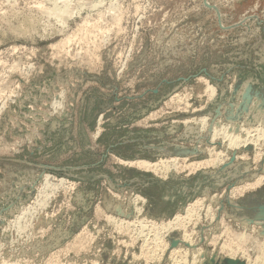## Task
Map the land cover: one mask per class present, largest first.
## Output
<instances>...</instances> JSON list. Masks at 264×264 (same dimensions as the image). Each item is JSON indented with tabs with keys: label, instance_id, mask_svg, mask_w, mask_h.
Segmentation results:
<instances>
[{
	"label": "rangeland",
	"instance_id": "rangeland-1",
	"mask_svg": "<svg viewBox=\"0 0 264 264\" xmlns=\"http://www.w3.org/2000/svg\"><path fill=\"white\" fill-rule=\"evenodd\" d=\"M56 1L0 0V264H264V0Z\"/></svg>",
	"mask_w": 264,
	"mask_h": 264
},
{
	"label": "bare ground",
	"instance_id": "bare-ground-1",
	"mask_svg": "<svg viewBox=\"0 0 264 264\" xmlns=\"http://www.w3.org/2000/svg\"><path fill=\"white\" fill-rule=\"evenodd\" d=\"M56 1V0H55ZM68 0H64L62 3V5H58V4H55L54 5V7H52V8H50L49 10H48V12L49 11H52V12H50V13H52L53 15L55 14L56 15V17H59V16H61L62 18H67L68 16H70L72 13H73V11H71V13H69V12H65V11H67V10H65L66 8H64L65 7V5H69L70 3H73V2H77L78 0H69L68 2H67ZM90 2H92V0H89ZM101 1V0H100ZM105 1V0H104ZM57 2V1H56ZM55 2V3H56ZM59 2V1H58ZM61 2V1H60ZM95 2V1H94ZM94 2H92V4H93V6H97V4L96 3H94ZM260 2H261V0H251V1H249V2H247V3H243L242 5H239V6H237V8L238 9H240V11H242L243 13H247V12H249V11H253L254 9H257V7L259 6V4H260ZM102 2H100V4H101ZM116 3V2H115ZM114 3V4H115ZM70 5H72V4H70ZM84 5V4H83ZM86 5V4H85ZM98 5H99V3H98ZM92 6V5H91ZM72 7H74V6H72ZM87 7V6H86ZM81 8H82V5H81ZM84 8V7H83ZM82 8V9H83ZM68 9H71V8H68ZM87 9V8H86ZM65 10V11H64ZM55 15L53 16L54 18H55ZM221 15V14H220ZM60 19V18H59ZM58 19V20H59ZM31 20V19H30ZM27 21L30 25H32L33 24V22H32V20L31 21ZM219 21H220V19H219ZM244 21H246V20H244ZM243 21V22H244ZM242 22V21H241ZM241 22H240V24H241ZM63 23H65V22H63ZM222 24V23H221ZM89 25V24H88ZM93 25V24H92ZM92 25H90V26H92ZM236 25V24H235ZM66 26V25H65ZM88 27V26H87ZM96 27V26H95ZM231 27H233V26H231ZM86 28V27H85ZM91 28V27H90ZM87 29V28H86ZM92 29V28H91ZM94 30V29H93ZM90 32H91V30H90ZM99 33V32H98ZM104 33V32H103ZM182 40V39H181ZM170 42H172L171 40H170ZM176 42V41H175ZM181 42V41H180ZM241 42H243V41H241ZM177 43V42H176ZM175 43V44H176ZM184 43V42H183ZM182 43V44H183ZM60 44V43H59ZM62 44V43H61ZM170 44V43H169ZM181 44V43H180ZM172 46V45H171ZM180 46H182V45H180ZM56 47V46H55ZM58 47V46H57ZM59 48V47H58ZM58 48H56L57 50H58ZM61 48V47H60ZM189 48V47H188ZM92 49V48H91ZM61 50V49H60ZM181 50V49H180ZM189 50V49H188ZM99 51V50H98ZM97 51V52H98ZM58 52V51H57ZM88 53V52H87ZM96 53V52H95ZM86 54V53H85ZM94 54V53H93ZM72 55V54H71ZM89 56V55H88ZM92 56V55H91ZM97 56V55H96ZM95 56V57H96ZM60 57V56H59ZM85 57V56H84ZM90 57V56H89ZM88 57V58H89ZM86 58V57H85ZM53 59H54V57H53ZM53 59H52V61H53ZM90 60V59H89ZM88 60V61H89ZM93 61V60H92ZM99 61V60H98ZM87 62V61H86ZM67 63V62H66ZM88 63H90V61L88 62ZM61 64H62V62H61ZM87 64V63H86ZM91 64V63H90ZM66 65V64H65ZM95 66V65H94ZM41 68V67H40ZM43 68V67H42ZM96 68V67H95ZM251 81H252V79H251ZM244 84V83H243ZM210 86V85H209ZM244 86H245V84H244ZM207 87H208V85H207ZM246 87H247V85H246ZM249 87V86H248ZM250 88V87H249ZM249 88H248V92L250 91L249 90ZM263 88V87H262ZM212 89H213V87H212ZM209 90V89H208ZM215 89H213V91H214ZM212 91V92H213ZM244 91V90H243ZM245 92V91H244ZM247 92V93H248ZM247 93L245 92V94H246V96H247ZM187 94V93H186ZM215 95L216 94V92L215 93H212V95ZM258 94V93H257ZM211 95V94H210ZM213 95V96H214ZM250 96V95H249ZM188 97V96H187ZM210 97V96H209ZM212 97V96H211ZM256 98H259V97H256ZM176 99V98H175ZM244 99H245V97H244ZM248 99V98H247ZM181 100V99H180ZM243 100V99H242ZM258 100L259 99H257V101L256 102H258ZM177 101V100H176ZM247 101V100H246ZM180 102V101H179ZM250 102V101H249ZM247 104H248V101H247ZM251 104H252V102H251ZM258 104H259V102H258ZM262 104H264V102L262 103ZM246 105V104H245ZM256 105V104H255ZM253 108H254V106H253V104L251 105ZM251 106H250V108H251ZM262 107V106H261ZM248 107H246V109H247ZM257 108H259V107H257ZM264 108V107H263ZM233 109V108H232ZM174 110V109H173ZM245 110V109H244ZM254 110V109H253ZM259 111L261 110V108H259L258 109ZM236 111V110H235ZM254 111H256V109L254 110ZM262 111H263V109H262ZM250 112V111H249ZM251 112H253V111H251ZM258 112V111H257ZM261 112V111H260ZM260 112H258L257 113V118H262V119H264V112L263 113H260ZM233 112H231V114H232ZM248 114H250V113H248ZM253 115V114H252ZM160 116V115H159ZM255 118H256V116L255 115H253ZM231 117V116H230ZM208 118V117H207ZM247 118V117H246ZM253 118V117H252ZM209 119V118H208ZM250 119V118H249ZM198 120V119H197ZM206 120V119H205ZM251 120V119H250ZM255 120V119H254ZM257 120V119H256ZM259 120V119H258ZM177 121V120H176ZM203 121V120H202ZM185 122V121H184ZM201 122V121H200ZM258 122V121H257ZM205 123V122H204ZM204 123L202 122V124L201 125H204ZM229 124H230V122H228ZM254 123V122H253ZM252 122H251V124H253ZM256 123V122H255ZM259 123V122H258ZM249 124V123H248ZM260 124V123H259ZM264 124V123H263ZM262 124V125H263ZM234 125V124H233ZM206 126V125H205ZM219 126V125H218ZM227 126H229L228 124H227ZM231 126V125H230ZM229 126V127H230ZM234 126H236V125H234ZM214 127V126H213ZM239 126H237V128H238ZM261 127V126H260ZM216 128H217V126H216ZM216 128L214 129V130H216ZM219 128V127H218ZM217 128V129H218ZM222 128V127H221ZM223 128H224V126H223ZM226 128V127H225ZM228 128V127H227ZM231 128V127H230ZM232 128H234V127H232ZM231 128V129H232ZM236 128V129H237ZM244 128H246V127H244ZM258 128H259V126H258ZM262 128V127H261ZM261 128H259L260 130H261ZM29 129V128H28ZM191 129V128H190ZM236 129H233L234 131L236 130ZM249 129V128H248ZM221 130V129H220ZM228 130H229V128H228ZM232 130V131H233ZM239 130V129H238ZM242 130V129H241ZM240 130V132L239 133H241L242 131ZM260 130H255V133H257V131L259 132ZM36 131V130H35ZM231 131V132H232ZM243 131H245V129H243ZM193 132V131H192ZM214 132H216V131H214ZM217 132H218V130H217ZM220 132V131H219ZM228 132V131H227ZM227 132H225V133H227ZM230 132V131H229ZM223 133V132H222ZM225 133H223L224 134V136L226 135ZM263 133V132H262ZM209 134V133H208ZM215 134V133H214ZM213 134V136H215L216 137V135H214ZM217 134V133H216ZM221 134V132L218 134V135H220ZM246 134H247V132H246ZM259 134H260V132L257 134V137H259V138H257L256 140H258L259 139V141H261L262 139L261 138H263V134L261 135V137L259 136ZM228 135H229V133H228ZM231 135V134H230ZM236 135V136H235ZM235 135L233 136V138L231 137V139H230V136L229 137H227L228 138V140L230 139V141H228L229 142V147H231V148H238V145L239 144H241V142H243V141H245V139L243 140L241 137L243 136V134H241V136L240 135H237V133H235ZM252 135V134H251ZM254 135H256V134H253L252 136H254ZM30 136V135H29ZM248 137H249V135H247ZM214 137V138H215ZM243 138H245V137H243ZM250 138V137H249ZM243 140V141H240V140ZM251 139H252V137H251ZM261 139V140H260ZM247 140H250V139H247ZM253 140V139H252ZM255 140V139H254ZM256 140H255V142H256ZM225 140H223V142H224ZM250 142V141H249ZM249 142H244V143H242V144H245L246 143V145L249 143ZM262 142V141H261ZM212 143H214V142H212ZM250 143H252V141L250 142ZM253 143H254V141H253ZM258 143V142H257ZM241 144V145H242ZM255 144V143H254ZM248 145H250V144H248ZM264 146V145H263ZM249 147V146H248ZM247 147V148H248ZM255 147H256V145H255ZM5 148V147H4ZM258 148V147H257ZM260 148V147H259ZM261 148H263V147H261ZM6 149V148H5ZM256 149V148H255ZM213 150V149H212ZM237 150V149H236ZM3 151V150H2ZM166 150H164V152H165ZM214 151V150H213ZM261 151V150H260ZM264 151V150H263ZM220 152V151H219ZM226 152V151H225ZM262 152V151H261ZM4 153H5V151H4ZM228 153H230L229 151H228ZM232 153V152H231ZM259 153V152H258ZM171 154V153H170ZM226 155H228V154H224V153H219V157H218V159L219 158H222V159H225V158H227V156ZM215 156H217V155H215ZM215 158H217V157H215ZM234 158V157H233ZM243 158V157H242ZM175 159V158H174ZM174 159H172L173 161H174ZM181 159V158H180ZM183 159H185V158H183ZM221 159V160H222ZM238 159V158H237ZM256 159V158H255ZM162 160V159H161ZM170 160V159H169ZM175 160H177V159H175ZM212 161H215L214 160V158L213 159H211ZM177 161H179V160H177ZM231 161V160H230ZM257 161V160H256ZM146 162V161H145ZM148 162V161H147ZM172 162V161H171ZM170 162V163H171ZM208 162V161H207ZM216 162V161H215ZM162 163V162H161ZM169 163V162H168ZM178 163V162H177ZM193 163H195V162H193ZM197 163H200L201 164V162H197ZM204 163V162H203ZM219 163V162H218ZM224 163V162H223ZM138 164H139V162H138ZM143 164V163H142ZM149 164V163H148ZM151 164V163H150ZM156 164V163H155ZM163 164H164V161H163ZM174 164V163H173ZM187 164V163H186ZM189 164H191V163H189ZM213 164H215V163H213ZM212 164V165H213ZM141 165V164H140ZM152 165V164H151ZM157 165V164H156ZM176 165V164H175ZM181 165V164H180ZM185 165V164H184ZM183 165V166H184ZM210 165V164H209ZM224 165V164H223ZM226 165H228V162H227V164ZM225 165V166H226ZM144 166V165H143ZM165 166V165H164ZM163 166V167H164ZM170 166V164H168V167ZM196 166V165H195ZM162 167V168H163ZM167 167V166H166ZM167 167V168H168ZM186 167H190V166H186ZM148 168V167H147ZM165 168V167H164ZM173 168V167H172ZM192 168V167H191ZM233 168V167H232ZM155 169H157V167L155 168ZM168 169H170V168H168ZM188 169H190V168H188ZM195 169V168H194ZM225 169V168H224ZM237 170V169H236ZM191 171V170H190ZM193 171V170H192ZM165 172H167L166 171V169H165ZM235 173V172H234ZM157 174V173H156ZM229 174V173H228ZM167 176V175H166ZM107 177V176H106ZM219 177V176H218ZM54 179V178H53ZM222 180V179H221ZM259 182H260V180H258ZM262 181V180H261ZM45 182V181H44ZM262 183V182H261ZM259 184V183H258ZM257 183H256V185H258ZM252 185V184H251ZM50 187V186H49ZM55 187V186H54ZM74 187V186H73ZM112 187V186H111ZM251 187V186H250ZM58 188V187H57ZM43 190V189H42ZM187 190V189H186ZM180 191V190H179ZM237 191V190H236ZM43 192V191H42ZM114 194V193H113ZM117 195V194H116ZM79 197V196H78ZM71 198V197H70ZM234 198V197H233ZM79 199V198H78ZM117 200V199H116ZM200 200V199H199ZM202 202V201H201ZM200 202V203H201ZM216 202V201H215ZM254 202V201H253ZM197 203H198V201H197ZM237 203V202H236ZM196 204V203H195ZM235 204V203H234ZM249 204V203H248ZM110 205H111V203H110ZM191 205V204H190ZM199 205V204H198ZM203 205V204H202ZM189 206V205H188ZM194 206V205H193ZM219 206V205H218ZM237 206V205H236ZM239 206V205H238ZM252 206V205H251ZM41 207V206H40ZM121 207V206H120ZM241 207V206H240ZM259 208V207H258ZM235 209V208H234ZM238 209V208H237ZM101 210V209H100ZM99 210V211H100ZM188 210V209H187ZM191 210V209H190ZM198 210V209H197ZM236 210V209H235ZM260 210V209H259ZM262 211V210H261ZM30 212V211H29ZM196 212V211H195ZM254 212V211H253ZM124 213V212H123ZM32 214V213H31ZM118 214H119V212H118ZM262 214V213H261ZM257 215H259V213L257 214ZM256 215V216H257ZM206 216H208V215H206ZM210 216V215H209ZM240 216H241V214H240ZM34 217V216H33ZM26 218V217H25ZM147 218V217H146ZM179 218L180 217H177L176 218V220H174L175 222H177V224H179L178 223V220H179ZM257 218V217H256ZM258 218H259V216H258ZM255 219V218H254ZM260 219H261V217H260ZM264 219V218H263ZM145 220V219H144ZM181 220V219H180ZM179 220V221H180ZM184 220V219H183ZM182 220V221H183ZM246 220V219H245ZM244 220V221H245ZM248 220V219H247ZM27 221V220H26ZM33 221V220H32ZM201 221V220H200ZM212 221V220H211ZM259 221V220H258ZM264 221V220H263ZM28 222V221H27ZM122 222V221H121ZM153 222V221H152ZM171 222V221H170ZM174 222V223H175ZM242 222V221H241ZM252 222V221H251ZM142 223V222H141ZM173 223V222H172ZM173 223V224H174ZM181 223V222H180ZM256 223V222H255ZM258 223V222H257ZM262 223V222H261ZM260 223V224H261ZM264 223V222H263ZM138 224V223H137ZM176 224V225H177ZM242 224V223H241ZM244 225H245V223H243ZM30 225H32V224H30ZM96 225V224H95ZM175 225V226H176ZM246 225H247V223H246ZM248 225H249V222H248ZM247 225V226H248ZM259 225V224H258ZM142 226V225H141ZM147 226V225H146ZM146 226H144V227H146ZM96 227H97V225H96ZM117 227H118V225H117ZM242 227V226H241ZM260 227V226H259ZM14 228V227H13ZM20 228V227H19ZM123 228V227H122ZM138 228V227H137ZM164 228H166V227H164ZM84 229V228H83ZM121 229V228H120ZM136 229V228H135ZM152 229V228H151ZM177 229V228H176ZM217 229V228H216ZM254 229H255V227H254ZM146 230V229H145ZM225 230V229H224ZM263 230H264V228H263ZM20 231V230H19ZM162 231V230H161ZM169 231V230H168ZM246 231V230H245ZM252 231V230H251ZM133 232V231H132ZM215 232V231H214ZM230 232V231H229ZM264 232V231H263ZM135 233V232H134ZM242 233V232H241ZM260 233V232H259ZM17 234V233H16ZM89 234V233H88ZM157 234V233H156ZM159 234H161V233H159ZM158 234V235H159ZM239 234V233H238ZM252 234V233H251ZM127 235V234H126ZM150 235V234H149ZM260 235H261V233H260ZM80 236V235H79ZM160 236V235H159ZM262 236H263V233H262ZM131 237V236H130ZM163 237V236H162ZM237 237L238 238H240V239H248V238H250V235H246L245 233L244 234H239V235H237ZM185 238H187V237H185ZM254 238V237H253ZM252 238V239H253ZM258 237H256L254 240H255V242L257 241V240H259V239H257ZM146 239H147V237H146ZM231 239V238H230ZM235 239H237V238H235ZM134 240V239H133ZM80 241V240H79ZM85 241V240H84ZM192 241V240H191ZM201 241V240H200ZM224 241V240H223ZM231 241V240H230ZM238 241H240L239 239H238ZM253 241V240H252ZM252 241H250V242H252ZM118 242H119V240H118ZM161 242V241H160ZM192 242H194V241H192ZM242 242V241H241ZM264 242V241H263ZM166 243V242H165ZM165 243H164V245H165ZM180 243V242H179ZM178 243V244H179ZM188 244H189V242H187ZM246 243V242H245ZM29 245V244H28ZM39 245V244H38ZM153 245V244H152ZM190 245H191V243H190ZM243 245V244H242ZM257 245H258V243H257ZM262 245V244H261ZM261 245H260V247H261ZM77 246V245H76ZM178 246V245H177ZM192 246V245H191ZM244 246V245H243ZM259 246V245H258ZM166 247V246H165ZM179 247V246H178ZM245 247V246H244ZM2 248V247H1ZM39 248V247H38ZM84 248H85V246H84ZM176 248V247H175ZM174 248V249H175ZM262 248V247H261ZM16 249V248H15ZM21 249V248H20ZM160 249V248H159ZM242 249V248H241ZM259 249V248H258ZM85 250V249H84ZM158 250V249H157ZM196 250V249H195ZM235 250H236V248H235ZM262 250V249H261ZM43 251V250H42ZM68 251V250H67ZM143 251V250H142ZM198 251V250H197ZM258 251V250H257ZM16 252V251H15ZM176 252V251H175ZM180 252H182V250L180 251ZM198 252H200V251H198ZM215 252V251H214ZM261 252V251H260ZM128 253V252H127ZM154 253V252H153ZM159 253V252H158ZM177 253V252H176ZM184 253V252H183ZM201 253V252H200ZM205 253V252H204ZM204 253H202V254H204ZM208 253V252H207ZM249 253V252H248ZM263 253V252H262ZM24 254V253H23ZM142 254V253H141ZM188 254H190V253H188ZM6 255V254H5ZM79 255V254H78ZM152 255V254H151ZM181 255H182V253H181ZM186 255V254H185ZM10 256V255H9ZM158 256V255H157ZM177 256V255H176ZM202 256V255H201ZM205 256V255H204ZM204 256H203V258H204ZM207 256V255H206ZM238 256V255H237ZM144 257V256H143ZM188 257V256H187ZM194 257H195V255H194ZM198 258V257H197ZM202 258V259H203ZM236 258V257H235ZM238 258V257H237ZM21 259V258H20ZM34 259V258H33ZM145 259V258H144ZM183 259V258H182ZM199 259V258H198ZM207 259H208V257H207ZM243 259V258H242ZM57 260V259H56ZM148 260V259H147ZM209 260H211V259H209ZM236 259H234V261H235ZM238 260V259H237ZM6 261V260H5ZM17 261V260H16ZM22 261V260H21ZM32 261V260H31ZM35 261V260H34ZM150 261V260H149ZM183 261V260H182ZM193 261V260H192ZM199 261V260H198ZM233 260H230V264H236L235 262H234ZM243 261V260H242ZM176 262V261H175ZM193 262H195V260L193 261ZM212 262V261H211ZM211 262L209 263V264H211ZM237 262V261H236ZM16 263V262H15ZM25 263V262H24ZM27 263V262H26ZM31 263V262H30ZM191 263V262H190ZM189 263V264H190ZM251 262H249L248 261V264H250ZM2 264V263H1ZM6 264H7V262H6ZM147 264V263H146ZM173 264V263H172ZM175 264H177V263H175ZM178 264H179V262H178ZM192 264H194V263H192ZM204 264V263H203ZM257 264V263H256Z\"/></svg>",
	"mask_w": 264,
	"mask_h": 264
}]
</instances>
